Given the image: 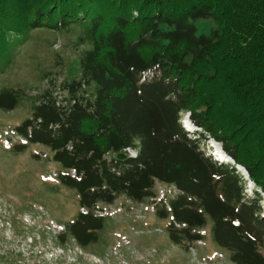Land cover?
I'll return each instance as SVG.
<instances>
[{"label": "trees", "instance_id": "obj_1", "mask_svg": "<svg viewBox=\"0 0 264 264\" xmlns=\"http://www.w3.org/2000/svg\"><path fill=\"white\" fill-rule=\"evenodd\" d=\"M72 28L77 73L49 78L8 141L15 155L44 147L76 192L80 212L62 241L95 243L98 207L123 198L151 202L175 246L193 248L211 227L231 263L264 264V0H0V64L8 35ZM24 96L0 89V111ZM187 112L199 133L181 126ZM209 139L232 164L205 156ZM239 167L258 190L250 198ZM158 184L174 191L159 196Z\"/></svg>", "mask_w": 264, "mask_h": 264}, {"label": "rangeland", "instance_id": "obj_2", "mask_svg": "<svg viewBox=\"0 0 264 264\" xmlns=\"http://www.w3.org/2000/svg\"><path fill=\"white\" fill-rule=\"evenodd\" d=\"M205 24L197 23L199 29ZM80 32L40 29L24 39L8 35L12 48L8 61L0 64V89L14 88L25 96L15 110L0 111V264H233L213 242L211 227L203 231L202 243L184 250L171 243L165 230L169 220L156 218L151 202L135 205L123 198L98 207L106 220L95 243L80 248L70 237L62 241L60 234L80 212L76 192L57 181L60 169L48 150L34 145L15 155L8 141L18 140L13 130L32 116L35 97L49 86V78L59 83L77 73ZM189 115H181L188 132ZM213 147L224 153L220 143L209 139L202 145L206 157L213 155ZM127 152L136 158L135 151ZM237 170L250 198L257 188L244 168ZM157 191L163 196L174 188L158 184Z\"/></svg>", "mask_w": 264, "mask_h": 264}, {"label": "bare ground", "instance_id": "obj_3", "mask_svg": "<svg viewBox=\"0 0 264 264\" xmlns=\"http://www.w3.org/2000/svg\"><path fill=\"white\" fill-rule=\"evenodd\" d=\"M185 125V124H184Z\"/></svg>", "mask_w": 264, "mask_h": 264}]
</instances>
